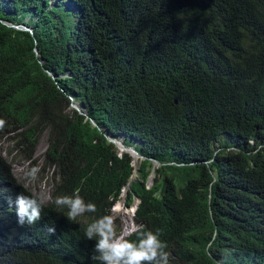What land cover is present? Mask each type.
Segmentation results:
<instances>
[{"label":"trees","instance_id":"trees-1","mask_svg":"<svg viewBox=\"0 0 264 264\" xmlns=\"http://www.w3.org/2000/svg\"><path fill=\"white\" fill-rule=\"evenodd\" d=\"M26 19L0 22V121L28 161L46 135L62 177L20 226L31 195L0 153V264H99L55 198L104 214L125 191L167 264H264V0H0V20Z\"/></svg>","mask_w":264,"mask_h":264},{"label":"clouds","instance_id":"clouds-1","mask_svg":"<svg viewBox=\"0 0 264 264\" xmlns=\"http://www.w3.org/2000/svg\"><path fill=\"white\" fill-rule=\"evenodd\" d=\"M24 28L25 30H29L27 27ZM18 134L19 131H17L15 124L0 121V143L11 145L12 148L15 149V152H19L21 157L26 159V156L23 153V149L25 148L22 149L15 147L14 140L18 141ZM40 141L38 142V145ZM1 151L2 150H0V153ZM1 156L5 159L7 166L11 170L10 165L2 153ZM33 160L34 157L32 161H27L33 163ZM45 167L52 170L48 173L49 181L52 180L53 184L59 182L62 176L57 168L51 167V163L47 162L46 156ZM38 171V168H32L28 175L35 178ZM55 174H57L56 178ZM16 180L31 196L37 197L17 178ZM53 186L51 189V197L54 192ZM122 195L120 196L121 199L111 201L112 204L109 211L106 210L104 214L96 212V205L87 202L86 195L83 198L79 194H74L72 196H58L55 198L54 203L58 209H67V219L70 221H76V224L84 230L87 240L95 241L93 249L95 254L92 259L99 261V264H167V260H175L174 256H171V258L168 259L167 253L164 251L165 245L159 239L158 234L151 231H142L136 239V234L140 229L139 224L136 221V212H134L133 220H130L126 229L121 232L123 223L119 220H116L114 223L110 212L121 211L125 208L122 201L127 195L125 194L124 198ZM31 196L18 194L15 199L14 207L16 210L17 222L20 226L25 225V223L33 225L39 221L43 212V203L46 204L51 200L50 197L48 202H43L40 198L41 201ZM130 207L132 206L130 205L128 208ZM137 207L138 205L136 206V211ZM46 230L51 235H54L56 231L55 227L52 226H47ZM169 264H171L170 261Z\"/></svg>","mask_w":264,"mask_h":264},{"label":"rangeland","instance_id":"rangeland-1","mask_svg":"<svg viewBox=\"0 0 264 264\" xmlns=\"http://www.w3.org/2000/svg\"><path fill=\"white\" fill-rule=\"evenodd\" d=\"M28 19H26L25 23H22L21 27H27ZM24 29V28H23ZM47 149V141L46 135H44L36 148L34 154V160L32 162H28L26 159L21 157L19 152H15V149L12 148L9 144L0 143L1 153L6 158L8 164L11 167V170L15 177L22 182L29 190H31L38 198H40L43 202H48L51 197V189L53 186L52 180L49 181V174L52 170L45 167V153ZM120 152V151H119ZM137 163V162H136ZM32 168H38L39 171L35 178L29 176V172ZM155 180V176L153 174L150 176L149 185H151ZM125 193L122 196H125ZM127 197L123 199V205L125 208L121 211L110 212V215L113 217V221L115 223L116 220H119L123 223L121 227V232H123L128 226V222L133 220L134 212H136V206L139 204V200L134 198L132 207L128 208L127 205ZM136 202V203H135ZM131 209V210H130ZM130 213V214H129ZM132 215V217L130 216Z\"/></svg>","mask_w":264,"mask_h":264},{"label":"water","instance_id":"water-1","mask_svg":"<svg viewBox=\"0 0 264 264\" xmlns=\"http://www.w3.org/2000/svg\"><path fill=\"white\" fill-rule=\"evenodd\" d=\"M1 23H3L5 26L9 27V28H14L16 30H23V31H29L31 32V30H25L24 26L21 27L20 25H14V24H11V23H8V22H5V21H2L0 20ZM24 28V29H23ZM71 101H74L73 99H71ZM72 108L75 109L78 113H80L81 115H84V116H88V113L86 111V109L84 108V106H81L78 102H73L72 104ZM93 125H96L93 121H92ZM106 137L107 139L115 144L117 146V143L118 141L113 139L111 137V134L107 133L106 134ZM125 139V136L121 138V140H124ZM122 153H127L129 154L131 157L134 158V167L137 169L139 166H138V160H144V157L139 155L138 152L134 149V147H128L126 145H124V149H123V152ZM135 157H137V159L135 160ZM137 162V163H136ZM153 163H154V167L157 168V167H160L161 164H159L158 162H156L155 160H153ZM154 175V174H153Z\"/></svg>","mask_w":264,"mask_h":264},{"label":"bare ground","instance_id":"bare-ground-1","mask_svg":"<svg viewBox=\"0 0 264 264\" xmlns=\"http://www.w3.org/2000/svg\"><path fill=\"white\" fill-rule=\"evenodd\" d=\"M115 140L118 141L117 143V148L120 152H123L124 149V140H121L119 137L118 138H114ZM137 159V157H135V160ZM136 203V202H135ZM131 210V209H130ZM130 214V213H129ZM132 217V215H130Z\"/></svg>","mask_w":264,"mask_h":264}]
</instances>
